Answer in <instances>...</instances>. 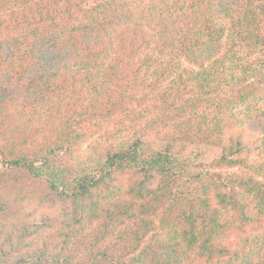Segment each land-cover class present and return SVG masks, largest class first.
<instances>
[{"label": "trees", "instance_id": "obj_1", "mask_svg": "<svg viewBox=\"0 0 264 264\" xmlns=\"http://www.w3.org/2000/svg\"><path fill=\"white\" fill-rule=\"evenodd\" d=\"M264 0H0V264H264Z\"/></svg>", "mask_w": 264, "mask_h": 264}, {"label": "rangeland", "instance_id": "obj_2", "mask_svg": "<svg viewBox=\"0 0 264 264\" xmlns=\"http://www.w3.org/2000/svg\"><path fill=\"white\" fill-rule=\"evenodd\" d=\"M246 129H249L253 132V134H258V132H260L261 128H264V121L260 120L259 122L256 120H253V122L249 123V125H245Z\"/></svg>", "mask_w": 264, "mask_h": 264}]
</instances>
